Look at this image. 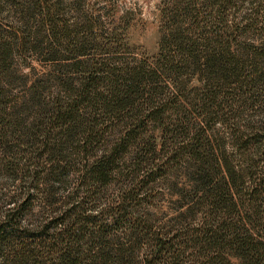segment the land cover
<instances>
[{
    "label": "trees",
    "instance_id": "obj_1",
    "mask_svg": "<svg viewBox=\"0 0 264 264\" xmlns=\"http://www.w3.org/2000/svg\"><path fill=\"white\" fill-rule=\"evenodd\" d=\"M216 3L220 10L233 4L232 0H216ZM28 4L31 7L27 5L24 12L38 11L43 15L40 20L36 19L39 22L36 35L43 31L47 40L54 38L75 58L84 55L92 44L96 45L94 39L87 41L83 35L75 34L76 29L71 30L68 22L58 20L55 14L59 10L48 0H28ZM165 26L166 35L164 31L159 51L162 58L157 59V66L164 67L167 63L173 70L168 69L169 72L179 76L190 70V61L198 66L202 58L205 60L204 69L192 71L200 72L205 89L197 87L195 93L209 108L216 107V119L209 115L204 118L206 122L228 124V140L216 139L215 153L199 133L188 136L191 135L187 131L189 124L183 122L184 110L176 100L156 97L160 91L153 87L156 84L154 73L146 74L126 67L124 71L121 69L125 72L124 77L115 73V68L105 69L103 75L96 62L81 69L85 75L77 85H67L65 98L56 97L49 104L37 103L38 108L30 110L27 123L23 120L21 132L14 127L12 133L23 145L34 148L29 158L33 169L30 166L23 169V174L31 180V191L52 177L62 180L76 155L85 160L79 186L86 197L81 196V200L76 201L77 192L71 191L67 197L68 205L54 209L36 221L24 218L33 200L30 192H21L12 198L0 214V264H229L230 257L240 260V264H264V117L249 119L245 127L229 123L220 102L222 98L227 99L223 96L233 85L239 94L253 90L255 77L250 69L259 71L253 64L249 68L246 61L231 53L224 44L216 41L214 46L215 41L211 42V39L201 44L205 46L204 51H199L200 45L196 42L192 43L194 48L187 47L186 38L181 39L175 21L167 20ZM216 37L222 38L221 35ZM170 46L175 48L176 54L170 55ZM199 53H205V56ZM256 57L260 54L255 51ZM77 65H84V62L78 61ZM182 86L183 83L177 86L180 93L175 99L187 97ZM203 92L206 94L200 96ZM191 105L193 110L199 108L196 104ZM170 111H174L173 114ZM172 115L178 118L170 125ZM165 117H169L168 123ZM151 127L164 134V147L169 143L167 154L162 156L167 159L159 161L160 155L154 151L151 142L145 140ZM131 149L136 152L129 164L141 170V178H131L121 192V201L101 210L102 219L100 215L88 213L87 199L111 183L116 174L122 172L123 166L127 167L122 160ZM143 154L154 156L155 160L143 161ZM183 157H188L204 178L201 185L197 179L198 211L213 218L209 223L198 225L195 232L198 236L203 234L204 238L197 237L203 247L201 257L209 254V250L216 251V260L210 259L208 263H186L181 254H176L179 237H168L160 228L157 231L147 225L144 228L135 210L143 202L148 184L165 176L164 172L171 170L172 162ZM3 162L5 170H17L10 159H3ZM144 162H147L145 166ZM46 198L53 203L51 197ZM107 219H112L116 227L130 224L131 230L149 232L141 239L135 238L130 249L119 246L113 249L105 236L111 226ZM62 225L65 226L60 230ZM143 240L146 251L139 249L143 253L139 262H132L133 252L140 248ZM204 242L208 250L204 248Z\"/></svg>",
    "mask_w": 264,
    "mask_h": 264
},
{
    "label": "rangeland",
    "instance_id": "obj_2",
    "mask_svg": "<svg viewBox=\"0 0 264 264\" xmlns=\"http://www.w3.org/2000/svg\"><path fill=\"white\" fill-rule=\"evenodd\" d=\"M48 1L59 10L55 14L58 20L68 22L70 29H76L75 34L83 35L87 41L94 39L98 47L92 44L84 55L75 58L67 48L59 46L54 38L47 40L43 31L36 35V24L39 23L37 20L43 15L38 11H31V14L24 12L27 5L31 7L28 0H0V118L3 119L0 123V214L5 205L21 192H30L33 197L24 217L32 221L68 205L67 197L71 191L77 192L76 201L81 200V196L86 197L82 186H79L81 168L85 160L76 155H73V161L65 171V178L60 180V177H52L50 181H42L36 190L31 191V180L23 174V169L28 166L33 169L29 158L33 155L34 148L23 145L16 138V134L13 135L12 129L15 127L18 133L21 132L23 120L27 123L31 115L30 110L37 109V103L49 104L56 97L65 98L67 85H77L85 75L82 70L89 68L94 62L99 63L97 68H101L99 71L104 72L103 75L106 74L105 69L109 71L115 68V73L124 77L126 75L122 71L126 67L146 74H156V84H153V87H158L160 91L156 97L176 100L177 105L184 110L183 122L189 124L187 131L191 135L188 136L199 133L206 139L205 142L209 143L208 148H213L214 152L216 139L228 140V124L212 120L206 122L204 118L209 115L216 119V107L209 108L195 93L197 87L203 88V91L205 89L202 87L200 72L192 71L204 69L205 60L202 58L198 66L190 61V70L179 76L169 72L172 68L167 66V63L164 67L157 66V59L162 58L159 55L160 41L164 31L166 35L167 20L177 23L178 32L181 39L186 38L184 40L187 47L194 48L192 43L196 42L200 45L199 51H204L205 46L201 44L206 43L205 40L208 43V39H211V42L215 41V45H212L216 46V41L224 44L231 53L246 61L249 68L250 65H255L258 73L254 68L253 71L250 69V73L255 77V88L248 93L239 94L233 85L223 96L227 99L222 98L220 102L229 123H239L241 127H245L249 119L259 120L264 117V0H232L233 4L221 10L216 0ZM178 32L176 31V36ZM216 35H221L222 38ZM255 51L259 52L260 57L254 58ZM169 53L176 54L173 46L169 47ZM199 55L205 56V53ZM78 61H83L84 65H77ZM114 77L113 75L111 78ZM181 83L184 84L183 92L187 97L175 99L180 93L177 86H181ZM203 94L206 92L199 93L200 96ZM191 104H196L199 108L193 110ZM165 118L168 123L169 117ZM176 118L178 116H171L170 125ZM146 136L145 140L150 141L154 151L160 155L159 161L167 159L162 158L169 150L168 142L164 147V134L151 127ZM225 147L228 148V143ZM135 152L131 149L127 153L122 160L127 167L123 166L122 172L116 174L111 183L96 190L87 199L88 213L100 215L102 219L101 210L110 205H117L131 178L140 177L141 170L130 165ZM142 156L145 158L143 161L155 160L154 156ZM6 158L16 165V171L9 172L4 169L3 159ZM145 163L147 162L143 163L144 166ZM170 169L164 172L165 176H159L148 184L143 202L135 207L139 220L144 228L145 225L151 226L152 231L160 228L168 237H179L176 254H181L186 263H208L210 259L214 261L215 249L209 250V254L201 257L200 251L203 247L199 245L197 237L204 238L203 234L198 236L195 232L198 225L209 223L213 218L198 211L200 194L196 196V190L204 178L197 173L188 157H183L175 163L173 161ZM141 185L140 183L139 186ZM46 197H51L53 203L48 202ZM112 221L106 220L111 226L105 236L110 242L109 247L113 249H117V246L127 249L135 238L141 239L149 232L147 230L140 233L141 229L131 230L128 228L130 224L116 227ZM64 226H60V230ZM144 242L143 240L140 248L133 252L132 262H139L143 254L139 249H143V252L146 249ZM203 246L206 250L209 249L205 242ZM229 264H240V260L230 257Z\"/></svg>",
    "mask_w": 264,
    "mask_h": 264
}]
</instances>
